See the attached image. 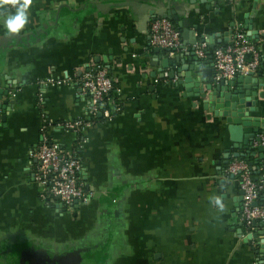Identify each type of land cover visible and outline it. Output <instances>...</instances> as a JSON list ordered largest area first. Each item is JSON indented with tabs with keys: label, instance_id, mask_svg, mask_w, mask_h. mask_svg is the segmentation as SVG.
<instances>
[{
	"label": "crops",
	"instance_id": "0c3cea01",
	"mask_svg": "<svg viewBox=\"0 0 264 264\" xmlns=\"http://www.w3.org/2000/svg\"><path fill=\"white\" fill-rule=\"evenodd\" d=\"M8 8H0V91H8L10 102L0 122V264L264 263L258 252L264 232L242 242L262 225L238 221V185L224 173L234 151L223 119L175 85L176 76L159 79L167 72L160 71L162 58L177 54L181 65L194 64L186 52L199 42L189 45L190 35L181 37L176 21L196 39L212 37L214 48L250 26L264 70V0H33L19 34L3 26ZM167 13L181 43L171 56L159 48L153 53L148 42L149 23ZM204 44V57H194L199 71L212 77L205 61L212 49ZM95 65L118 89L120 111L81 132L76 155L90 196L60 209L58 200L40 197L37 161L29 152L40 142L42 118L51 143L74 146L80 137L52 125L85 119L87 101L77 81ZM46 79L66 84L47 86ZM259 91L263 97L255 98L257 111L249 116L264 120V85ZM216 196L224 212L210 200Z\"/></svg>",
	"mask_w": 264,
	"mask_h": 264
},
{
	"label": "built area",
	"instance_id": "2783aa9c",
	"mask_svg": "<svg viewBox=\"0 0 264 264\" xmlns=\"http://www.w3.org/2000/svg\"><path fill=\"white\" fill-rule=\"evenodd\" d=\"M148 42L150 46L166 51L168 56L181 48L178 31L163 17L149 23ZM204 48L203 42L195 45L193 47L195 55L203 58ZM210 58L213 81L228 80L255 73L259 63V51L255 43L246 40L244 32L234 31L224 45L212 49ZM77 82L80 94L87 101L85 119L66 120L52 127L70 131L75 137H80L81 132L98 119L110 120L120 111L109 99L110 94L112 98H116L119 91L103 66L86 68ZM42 84L53 87L65 85L66 81L46 79ZM36 103L41 105L40 96L36 98ZM47 126L49 124L42 118L39 128L40 142L29 152L30 157L37 161L33 179L43 187L41 198H54L58 200L60 209L70 210L74 205L84 203L90 196L84 191L80 181L81 164L76 155L84 142L80 137L77 138L79 142L75 141L71 148H59L46 137ZM260 145H264L262 136ZM224 173L236 180L241 192L239 223L245 227L252 226V223L264 226V159L258 166V179L252 176L247 162L239 158L230 159Z\"/></svg>",
	"mask_w": 264,
	"mask_h": 264
},
{
	"label": "water",
	"instance_id": "95a60500",
	"mask_svg": "<svg viewBox=\"0 0 264 264\" xmlns=\"http://www.w3.org/2000/svg\"><path fill=\"white\" fill-rule=\"evenodd\" d=\"M163 18L168 17V13L162 15ZM169 20L176 21V17L170 16ZM249 23V21H247ZM176 26L180 28L181 37L190 35L191 40L188 41L189 45H193L197 42L206 43L210 45V49H213V38L191 35L193 30H187L185 23H179L176 21ZM232 26V25H231ZM246 40H251L255 37V32L251 30V27L244 25ZM226 38L223 41H227V35H231V31L224 34ZM219 43V41H218ZM158 51L157 48L153 50V53ZM208 50L205 52L206 60L211 61ZM186 55L189 59L194 61V64L181 65L180 55H174L172 58H162L160 60V71L167 70L165 75L162 73L159 75V79L173 80L176 76L177 80L175 85L182 86L185 92H191L195 97L200 98L202 102V109L211 113L213 117L223 119L226 125V131L228 134V141L231 143L229 149L234 151L233 158H244L250 170H253L254 166L259 165L258 161L264 159V145H260V136L264 138V120L258 118H251L249 113L256 112L254 107L255 98H262L263 93L259 91L264 85V70L262 67H258L255 73H249L246 76H237L228 80L213 81L209 73L205 71H199L196 58L194 57L193 47L187 49ZM188 59V61H189ZM204 62V60L202 61ZM180 64L178 67H175ZM199 74L196 76V74ZM191 74L195 75L194 78ZM7 90L0 91V122L5 121V112L9 110L10 102L7 99ZM5 97V100H2ZM8 105V106H7ZM255 143L256 145H253ZM251 151H256L258 157L252 159ZM229 154L225 156L228 158ZM233 178V177H231ZM238 202L240 204L241 192H238ZM76 207V205H74ZM260 225V224H259ZM254 227L255 224L252 223ZM262 230L258 233L247 234L242 239L243 243L249 242L251 238H256L257 235H263L264 226H261ZM241 233L240 230L237 231ZM259 253L263 254L264 262V243L258 244Z\"/></svg>",
	"mask_w": 264,
	"mask_h": 264
},
{
	"label": "clouds",
	"instance_id": "9594fccd",
	"mask_svg": "<svg viewBox=\"0 0 264 264\" xmlns=\"http://www.w3.org/2000/svg\"><path fill=\"white\" fill-rule=\"evenodd\" d=\"M33 0H0V8L9 6L2 14V22L5 29L10 34H19L29 23V10L32 6ZM11 9H15L14 12ZM214 203L219 206V211H225V205L220 197H211Z\"/></svg>",
	"mask_w": 264,
	"mask_h": 264
},
{
	"label": "trees",
	"instance_id": "16d2710c",
	"mask_svg": "<svg viewBox=\"0 0 264 264\" xmlns=\"http://www.w3.org/2000/svg\"><path fill=\"white\" fill-rule=\"evenodd\" d=\"M219 46H221V45H219ZM219 46H216V47H219ZM109 99L112 101V104H115V105H117V107H119V110H120V104L118 103V101H116L114 98H112V96H111V94L109 95ZM99 120H101V119H98L97 121H99ZM96 121V122H97ZM240 159H242V160H244L245 162H247L244 158H240ZM252 176H253V174H252ZM254 177V176H253ZM16 256V255H15ZM8 259H11V260H8V261H12V258L10 257V258H8ZM14 259H16L15 257H14ZM13 259V260H14Z\"/></svg>",
	"mask_w": 264,
	"mask_h": 264
}]
</instances>
